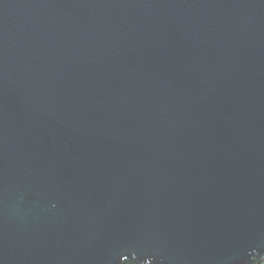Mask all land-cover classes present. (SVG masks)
<instances>
[{"label":"water","instance_id":"95a60500","mask_svg":"<svg viewBox=\"0 0 264 264\" xmlns=\"http://www.w3.org/2000/svg\"><path fill=\"white\" fill-rule=\"evenodd\" d=\"M264 258V0H0V264Z\"/></svg>","mask_w":264,"mask_h":264},{"label":"trees","instance_id":"16d2710c","mask_svg":"<svg viewBox=\"0 0 264 264\" xmlns=\"http://www.w3.org/2000/svg\"><path fill=\"white\" fill-rule=\"evenodd\" d=\"M255 263L256 264H264V258H261L260 260L256 259ZM126 264H136V263L134 261H132V262H127Z\"/></svg>","mask_w":264,"mask_h":264}]
</instances>
